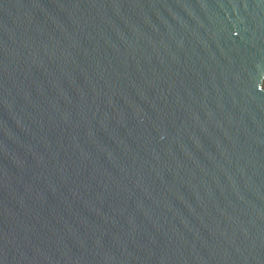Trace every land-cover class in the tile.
Listing matches in <instances>:
<instances>
[{
	"label": "water",
	"instance_id": "water-1",
	"mask_svg": "<svg viewBox=\"0 0 264 264\" xmlns=\"http://www.w3.org/2000/svg\"><path fill=\"white\" fill-rule=\"evenodd\" d=\"M0 264H264V0H0Z\"/></svg>",
	"mask_w": 264,
	"mask_h": 264
}]
</instances>
